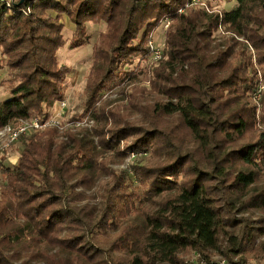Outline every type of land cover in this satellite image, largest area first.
Returning <instances> with one entry per match:
<instances>
[{"label": "trees", "instance_id": "1", "mask_svg": "<svg viewBox=\"0 0 264 264\" xmlns=\"http://www.w3.org/2000/svg\"><path fill=\"white\" fill-rule=\"evenodd\" d=\"M11 1L7 8L0 0V69L9 81L0 128L43 121L63 99L70 66L56 54L64 44L61 14L75 23L69 48L89 42L87 20L106 23L92 45L84 87L90 109L121 64L146 56L153 30L165 18L169 23L151 70L156 98L144 138L120 148L131 124L121 112H133L143 96L135 90L122 94L127 104L90 111V128L50 125L12 142L21 145L15 165L0 160V264H179L188 249L208 261L214 252L240 256L255 227L233 235L232 216L264 210V187H255L264 171V126L247 141L256 118L251 100L264 83V0H235L231 9L202 0ZM247 42L260 78L244 55ZM259 93L264 100V90ZM165 117H176L181 128L157 127L154 120ZM259 120L264 125V115ZM129 153L130 164L107 171V163L121 164Z\"/></svg>", "mask_w": 264, "mask_h": 264}, {"label": "rangeland", "instance_id": "2", "mask_svg": "<svg viewBox=\"0 0 264 264\" xmlns=\"http://www.w3.org/2000/svg\"><path fill=\"white\" fill-rule=\"evenodd\" d=\"M10 1V0H8ZM208 3L213 8H224L231 9L235 0H202ZM11 2V1H10ZM46 14L51 16H55V12L50 9H46ZM59 22L62 24L61 35L64 39V44L57 49V59L59 64H66L70 66V70L63 81V90L64 97L61 99L64 101V105L59 104L57 100L54 102L50 112L48 113V119L52 118V120L56 123H60V125L66 127L70 126L69 123H77L80 127L90 128L93 125V116L92 113L94 109L100 107L104 108L105 111H108L110 108H118L121 104H127L128 98L126 100H121L122 94L129 95L133 93L135 90L141 91L143 96H141L137 104L135 105L137 108L133 109V112L122 111L121 114L123 117H127V121H131V124L127 126V130L124 134L121 135V140H119L120 148L129 147L132 144H136L135 141L144 138V133L150 130V121L148 120L151 117L149 102L152 98H156L151 96V88H150V80L152 77V66H157L159 59L155 60L152 58V53L148 47V54L145 55H136L126 60L121 64L118 69V72L114 78H111L109 81H106L101 88L99 98L94 101V108H88L87 103V95L84 92V87L86 83V79L88 73L90 71V66L92 64V45L95 41L98 40L101 32L105 30L106 23L104 21H91L87 20L85 22L86 33L89 36V42L78 47L69 48L68 44L70 41V37L75 30V23L70 20V18L64 13L59 17ZM164 21L161 22L152 33L151 40L154 45L163 50V33L165 30ZM222 35L221 32H217L216 36ZM241 39V37H236ZM241 41H244L241 39ZM247 45V46H246ZM245 45V57L252 58V62L255 65L254 67L257 69V74L260 78V68L256 66L255 58H254V49L249 42ZM155 66V67H156ZM8 74L6 70L0 69V100L8 95L9 90V81ZM262 83V82H261ZM261 89L264 90V83L261 85ZM261 94L258 93L256 96L252 98V103L256 105V118L255 125L251 128L247 135V141L254 140L257 135L262 132L260 127L264 126L260 123L259 118L264 115V100L261 99ZM55 115V116H54ZM47 120V119H45ZM44 121V120H43ZM133 122V123H132ZM157 127H162V130L165 131L168 127L175 125L181 128V123L176 117H165L158 121L154 120ZM50 126V125H46ZM11 127V126H10ZM11 127V129L16 128ZM45 127V126H44ZM59 127V126H58ZM114 127L113 123L110 121L107 128L112 129ZM2 128V127H1ZM0 128V131H2ZM43 128V127H42ZM60 130L62 128H59ZM119 126L116 128L118 131ZM158 136V135H157ZM142 137V138H141ZM163 138L160 135L159 138H151V146H155V144ZM6 134L3 132L0 134V160L1 164L4 167H12L15 165L18 154H19V141L12 143L8 146L6 144ZM150 146V147H151ZM140 151V150H138ZM150 151V149H149ZM164 154V152H162ZM140 153H136V156H140ZM148 154V153H146ZM135 155L132 156L131 153L127 154L125 161L121 164L119 163H107V171L112 169H120L126 167L131 161L134 159ZM196 158H202L201 155L196 154ZM138 161V160H137ZM131 177L133 178L132 183L133 186L140 189L137 184V180L135 176L132 175L131 170L129 171ZM3 175L0 169V179H2ZM106 178V176L104 177ZM109 179V177H107ZM181 178L178 177L177 181ZM210 185H216L215 182H209ZM255 187H264V171H262L255 183ZM141 191V189L139 190ZM225 196L233 197L234 193H226ZM244 201L247 203V198H244ZM233 219H236L234 225L228 227L229 233L233 235H239L242 229L248 230L249 226H253L254 228V239L253 243H246L243 247L242 253L240 256H235L234 254L227 253L218 254L211 253L210 261H216L220 258H226L227 261L231 263L232 261H237V257L242 258L244 261L242 264H264V210H255L253 207L249 208L246 211L240 212L238 214H234L232 216ZM226 239L221 238V243L226 244ZM92 252V250H91ZM112 254L114 259L119 258L118 253H110ZM194 251L185 250L179 254L180 262L179 264H187L191 263L195 259ZM198 255V254H197ZM108 258V256H103Z\"/></svg>", "mask_w": 264, "mask_h": 264}, {"label": "built area", "instance_id": "3", "mask_svg": "<svg viewBox=\"0 0 264 264\" xmlns=\"http://www.w3.org/2000/svg\"><path fill=\"white\" fill-rule=\"evenodd\" d=\"M1 1H3L5 3L7 8H10L12 6L11 0H10L11 2L8 0H1ZM178 11H181V9H179ZM163 21H164V26L166 27L169 23V20L167 18H165ZM151 37H152V34H151L150 39L148 41V46H149V49L152 53V58H154L155 60H158L162 57L163 50L154 45L153 41L151 40ZM260 89H261V85L259 86V88L255 92L254 96H256V94L259 93ZM59 104L64 105V101H62V100L59 101ZM52 118H55V117H52ZM52 118H49V119L47 118V120H44V121H39L36 118H31L29 120H21L20 124L14 129H11V127L9 125L3 126L1 128V130L2 129L3 130L0 131V134H2L3 132H5V134H6L7 141H6L5 146L10 145L13 141H15L18 138V136L21 133H26L29 130L35 131V130L41 129L42 127H44L46 125H55L57 127L59 126L58 128L64 127V126L60 125V123L54 122L52 120ZM71 122L69 123V125L72 124ZM76 124H78V122ZM131 155L134 156L133 154H131ZM194 253H196V252H194ZM194 256H195L194 261L191 263H187V264H230L226 258H220L216 261H208V260H205L203 258H200L197 255V253Z\"/></svg>", "mask_w": 264, "mask_h": 264}, {"label": "crops", "instance_id": "4", "mask_svg": "<svg viewBox=\"0 0 264 264\" xmlns=\"http://www.w3.org/2000/svg\"><path fill=\"white\" fill-rule=\"evenodd\" d=\"M6 97V96H5Z\"/></svg>", "mask_w": 264, "mask_h": 264}]
</instances>
